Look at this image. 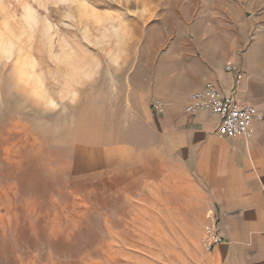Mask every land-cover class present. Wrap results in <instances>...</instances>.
<instances>
[{"label":"rangeland","instance_id":"1","mask_svg":"<svg viewBox=\"0 0 264 264\" xmlns=\"http://www.w3.org/2000/svg\"><path fill=\"white\" fill-rule=\"evenodd\" d=\"M81 2L87 6L16 0L19 15L0 18V264H198L204 243L155 228L148 207L157 198H126L115 175L76 164L99 162L82 148L109 142L132 70L150 57L192 47L208 29L222 59L228 30L230 49L253 51L264 67V0ZM17 64L33 76L40 69L31 94L8 95ZM88 75L92 82L80 88ZM57 89L79 91V102L57 100L47 111Z\"/></svg>","mask_w":264,"mask_h":264},{"label":"crops","instance_id":"2","mask_svg":"<svg viewBox=\"0 0 264 264\" xmlns=\"http://www.w3.org/2000/svg\"><path fill=\"white\" fill-rule=\"evenodd\" d=\"M227 32L222 59L207 29L194 46L171 47L150 57L145 68L133 69L120 102L125 113L110 131L118 136L83 147V155L92 151L99 162L86 157L76 165L115 175L126 198H157L148 207L156 214L155 228L174 230L179 242L187 237L201 245L205 216L212 212L221 241L202 249L194 262L264 264V67L256 65L253 51L244 57L230 49ZM226 63L243 72L238 102L263 115L245 137H222L216 115L184 109L190 93L208 80L231 92L233 75L224 71ZM150 189L154 194H147ZM190 230L197 232L188 237Z\"/></svg>","mask_w":264,"mask_h":264},{"label":"built area","instance_id":"3","mask_svg":"<svg viewBox=\"0 0 264 264\" xmlns=\"http://www.w3.org/2000/svg\"><path fill=\"white\" fill-rule=\"evenodd\" d=\"M224 71L233 75L229 94L217 82L208 80L201 90L190 93L184 109L188 113L207 112L216 115L219 121L216 133L222 137H245L250 133L252 121L261 120L263 115L260 110L237 100L236 90L242 81L243 72L231 63L225 64ZM220 241L216 219L211 214L204 229L203 243L210 250Z\"/></svg>","mask_w":264,"mask_h":264},{"label":"clouds","instance_id":"4","mask_svg":"<svg viewBox=\"0 0 264 264\" xmlns=\"http://www.w3.org/2000/svg\"><path fill=\"white\" fill-rule=\"evenodd\" d=\"M20 5L16 3V0H0V18H3L5 22L9 21L10 18L19 15ZM207 35V33H205ZM27 73V74H25ZM33 70L28 67L25 68L22 65H14L12 70L9 72L8 79L12 84V89L9 91L8 95L10 96L12 91H16L17 94H23L25 92H29L33 89V83L36 78L40 76V69L37 68L35 70L36 76L32 75ZM93 77L88 75L84 78V81L79 85L80 88L86 87L89 83L92 82ZM54 87V85H53ZM80 92L75 91L71 94V96L61 95L59 90L57 89L54 92V99L48 101L47 111L54 112L59 104L56 101H60L63 103L67 100L71 105H75L79 102ZM29 104V100L27 98L24 99L23 103L20 107L24 108L25 105ZM26 110H31L30 108Z\"/></svg>","mask_w":264,"mask_h":264},{"label":"snow or ice","instance_id":"5","mask_svg":"<svg viewBox=\"0 0 264 264\" xmlns=\"http://www.w3.org/2000/svg\"><path fill=\"white\" fill-rule=\"evenodd\" d=\"M46 2L53 3L57 7L60 6L61 4H64L65 6H73V5L81 6V7H86L87 6V4L81 2V0H46ZM40 6L43 7L44 4L41 3ZM28 11H29V13L32 12L31 9H28ZM7 55H8V53L5 52V56H7Z\"/></svg>","mask_w":264,"mask_h":264}]
</instances>
